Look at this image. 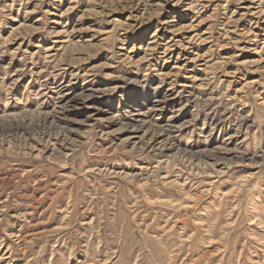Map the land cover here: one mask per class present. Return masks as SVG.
I'll return each instance as SVG.
<instances>
[{"label": "rangeland", "instance_id": "1", "mask_svg": "<svg viewBox=\"0 0 264 264\" xmlns=\"http://www.w3.org/2000/svg\"><path fill=\"white\" fill-rule=\"evenodd\" d=\"M0 264H264V0H0Z\"/></svg>", "mask_w": 264, "mask_h": 264}, {"label": "bare ground", "instance_id": "2", "mask_svg": "<svg viewBox=\"0 0 264 264\" xmlns=\"http://www.w3.org/2000/svg\"><path fill=\"white\" fill-rule=\"evenodd\" d=\"M4 107L6 108V107H7V105H5ZM135 126H136V127H138V128H141V127H142V125H141V124H135ZM169 129H170V128H169Z\"/></svg>", "mask_w": 264, "mask_h": 264}]
</instances>
